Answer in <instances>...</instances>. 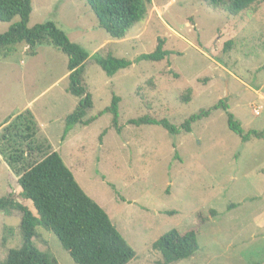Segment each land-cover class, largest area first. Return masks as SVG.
I'll use <instances>...</instances> for the list:
<instances>
[{
  "label": "rangeland",
  "instance_id": "obj_1",
  "mask_svg": "<svg viewBox=\"0 0 264 264\" xmlns=\"http://www.w3.org/2000/svg\"><path fill=\"white\" fill-rule=\"evenodd\" d=\"M16 22L0 23V35ZM45 22L88 54L83 86L93 106L86 119L109 108L114 94L121 131L105 113L62 140L64 118L79 99L66 90L67 57L44 43L1 54L0 132L9 117L31 111L78 186L134 251L128 264H160L151 245L172 229L195 232L199 246L176 264H264V139L242 143L221 110L174 137L159 126L128 124L149 116L179 127L225 101L244 134L263 131L264 4L232 17L202 0H151L146 18L114 40L82 0H32L28 28ZM158 44L167 52L161 62H134ZM97 52L132 64L109 78L92 60ZM188 90L185 103L180 98ZM20 192L0 157V198L12 194L34 213ZM19 223L16 213L0 214V263L21 244ZM33 243L54 264H73L44 229L37 228Z\"/></svg>",
  "mask_w": 264,
  "mask_h": 264
},
{
  "label": "trees",
  "instance_id": "obj_2",
  "mask_svg": "<svg viewBox=\"0 0 264 264\" xmlns=\"http://www.w3.org/2000/svg\"><path fill=\"white\" fill-rule=\"evenodd\" d=\"M94 14L97 25L110 38L124 39L131 30L147 16L151 0H82ZM214 13H227L236 17L254 5L264 4V0H202ZM32 12V0H0V23L11 24L0 35V57L10 54L16 45L22 44L30 52L44 43L67 57V93L79 99L74 111L64 118L62 140L75 126H88L105 113L111 115V125L117 133L118 105L120 99L112 95L110 107L86 119L92 109L91 95L83 86L84 65L88 54L78 45L69 41L65 34L53 23L45 22L28 28ZM167 55L161 44L154 52L137 57L134 62H161ZM93 62L109 78L118 71L127 69L132 62L97 52ZM149 83V82H147ZM180 99L188 103L190 93ZM221 110L226 115L228 129L241 139H264V130H250L245 134L239 123L228 111L226 102H220L210 110H200L191 115L179 127L166 119L154 120L149 116L129 120L136 127L159 126L171 137L181 131L191 133L193 124L207 118L212 111ZM0 132V157L17 178L21 189L18 195L28 201L34 213L17 202L14 195L0 198V214L10 217L14 213L20 217L19 248L10 249L0 264H54V259L41 252L34 245L37 228L55 236L67 252L73 264H128L135 257L134 251L111 224L106 213L91 200L78 186L60 156L52 150L48 140L42 136L31 111L25 110L9 117L2 124ZM175 146L173 145V148ZM173 215V213H165ZM152 250L161 256L160 264H176L191 259L199 250L197 235L193 231L180 233L176 229L159 237Z\"/></svg>",
  "mask_w": 264,
  "mask_h": 264
}]
</instances>
